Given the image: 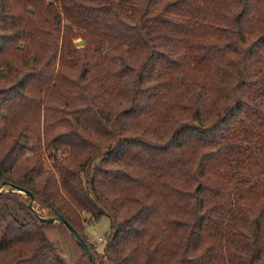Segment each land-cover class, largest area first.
I'll return each mask as SVG.
<instances>
[{
    "label": "trees",
    "instance_id": "obj_1",
    "mask_svg": "<svg viewBox=\"0 0 264 264\" xmlns=\"http://www.w3.org/2000/svg\"><path fill=\"white\" fill-rule=\"evenodd\" d=\"M2 184L0 264H68L18 188L99 264H264V0H0Z\"/></svg>",
    "mask_w": 264,
    "mask_h": 264
},
{
    "label": "rangeland",
    "instance_id": "obj_2",
    "mask_svg": "<svg viewBox=\"0 0 264 264\" xmlns=\"http://www.w3.org/2000/svg\"><path fill=\"white\" fill-rule=\"evenodd\" d=\"M79 39L82 38L75 39L74 42L76 43ZM5 190L9 191V188ZM35 206L37 209L47 213V210L43 209L38 201L35 202ZM109 227L110 220L108 217H103L94 224L85 223L86 235L89 241L95 245L99 253L103 252L104 249V240H100V237L104 236V233L109 230ZM46 234L51 241L55 242L61 254L67 259L68 264H94L88 257L84 256L82 249L65 226L59 223L48 225L46 227Z\"/></svg>",
    "mask_w": 264,
    "mask_h": 264
},
{
    "label": "water",
    "instance_id": "obj_3",
    "mask_svg": "<svg viewBox=\"0 0 264 264\" xmlns=\"http://www.w3.org/2000/svg\"><path fill=\"white\" fill-rule=\"evenodd\" d=\"M83 43H84V40H82V39H79V40L76 41V44H78V45H82ZM4 185L5 184H2L0 186V193L3 191ZM18 192L23 193V194H25V195L30 197L29 208L34 210L35 215L40 220H43V221L48 222V223H59V224L65 226L68 229L69 233L75 238L77 244L87 254L88 258L94 264H99V261L96 259L95 254L92 251V249L89 246V244L87 243V241H85L83 239V237L73 228V226L61 214L58 213L55 216H40L39 212L34 207L35 196L30 191H28V190H26L24 188H18ZM107 233H108V231H106L104 235H106Z\"/></svg>",
    "mask_w": 264,
    "mask_h": 264
},
{
    "label": "built area",
    "instance_id": "obj_4",
    "mask_svg": "<svg viewBox=\"0 0 264 264\" xmlns=\"http://www.w3.org/2000/svg\"><path fill=\"white\" fill-rule=\"evenodd\" d=\"M100 240H103V238H102V237H100Z\"/></svg>",
    "mask_w": 264,
    "mask_h": 264
},
{
    "label": "crops",
    "instance_id": "obj_5",
    "mask_svg": "<svg viewBox=\"0 0 264 264\" xmlns=\"http://www.w3.org/2000/svg\"><path fill=\"white\" fill-rule=\"evenodd\" d=\"M105 234V233H104Z\"/></svg>",
    "mask_w": 264,
    "mask_h": 264
}]
</instances>
